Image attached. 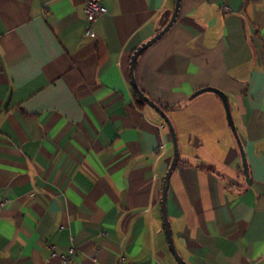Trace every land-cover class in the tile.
Returning <instances> with one entry per match:
<instances>
[{
  "label": "crops",
  "instance_id": "crops-1",
  "mask_svg": "<svg viewBox=\"0 0 264 264\" xmlns=\"http://www.w3.org/2000/svg\"><path fill=\"white\" fill-rule=\"evenodd\" d=\"M0 0V264H179L164 118L134 51L176 0ZM179 157L167 210L190 264H264V0H181L136 62ZM215 87L230 101L248 163ZM140 98V97H139ZM56 246V251L50 248Z\"/></svg>",
  "mask_w": 264,
  "mask_h": 264
},
{
  "label": "water",
  "instance_id": "water-1",
  "mask_svg": "<svg viewBox=\"0 0 264 264\" xmlns=\"http://www.w3.org/2000/svg\"><path fill=\"white\" fill-rule=\"evenodd\" d=\"M180 5H181V0H176L175 10L173 12V15H172L170 21L167 23V25L158 34H156L153 38H151L147 42L143 43L140 47H138L134 51L132 58H131V63H130V75H131L132 85H133L134 89L136 90L137 94L139 95V97L145 103H147L149 106H151L153 109H155L164 118V120L168 124L170 131H171V134L173 136L174 157H173L172 163H171V165H170V167L166 173V176L164 178L161 205H162V211H163V216H164V225H165V230H166L170 250H171L172 254L174 255L175 259L177 260V262L179 264H190L181 256V254L176 249V246H175L174 240H173L170 221L168 218V210H167V196H168L170 177H171V174H172V172H173V170H174V168L178 162V157H179V144H178V137L176 134V129L174 127L172 119L170 118V116L166 112V110L159 103L152 100L141 89V87H140V85L136 79V72H135L136 71V62H137L139 55L143 51H145L147 48L152 46L158 39H160L174 25V23L176 22V20L178 18L179 12H180ZM205 91H212V92L217 93L222 98V100L224 101L229 124H230V126H231V128H232V130L236 136V139H237V141L240 145L241 151H242L243 162H244V172L246 174V179H247V182L250 183V179H249L250 177H249V173H248V163L246 160V155H245V152L243 149L241 139L239 137L236 125H235L233 117H232V111H231V105H230L229 97L224 91H222L218 88H215V87L203 88L201 91H198L197 94H199L200 92H205Z\"/></svg>",
  "mask_w": 264,
  "mask_h": 264
},
{
  "label": "built area",
  "instance_id": "built-area-1",
  "mask_svg": "<svg viewBox=\"0 0 264 264\" xmlns=\"http://www.w3.org/2000/svg\"><path fill=\"white\" fill-rule=\"evenodd\" d=\"M85 13H86V18L88 22V32L91 36L95 35V32L93 30V24L95 20L104 14L107 13L108 9L105 7L101 2L98 0H87L85 7H84ZM50 248L54 251H56V246L54 244H50ZM76 250L74 247H72L69 250V254H63L61 255L62 262L64 264H68L71 256L75 254Z\"/></svg>",
  "mask_w": 264,
  "mask_h": 264
},
{
  "label": "trees",
  "instance_id": "trees-1",
  "mask_svg": "<svg viewBox=\"0 0 264 264\" xmlns=\"http://www.w3.org/2000/svg\"><path fill=\"white\" fill-rule=\"evenodd\" d=\"M138 102L140 103V104H146L141 98H139L138 97Z\"/></svg>",
  "mask_w": 264,
  "mask_h": 264
}]
</instances>
